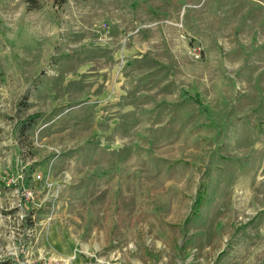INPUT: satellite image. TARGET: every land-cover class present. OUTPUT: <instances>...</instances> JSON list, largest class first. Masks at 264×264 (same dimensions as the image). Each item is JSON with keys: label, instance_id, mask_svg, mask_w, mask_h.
<instances>
[{"label": "rangeland", "instance_id": "374dc122", "mask_svg": "<svg viewBox=\"0 0 264 264\" xmlns=\"http://www.w3.org/2000/svg\"><path fill=\"white\" fill-rule=\"evenodd\" d=\"M1 261L264 264V0H0Z\"/></svg>", "mask_w": 264, "mask_h": 264}, {"label": "trees", "instance_id": "16d2710c", "mask_svg": "<svg viewBox=\"0 0 264 264\" xmlns=\"http://www.w3.org/2000/svg\"><path fill=\"white\" fill-rule=\"evenodd\" d=\"M33 1V0H31ZM0 264H16V263H11L10 261H1Z\"/></svg>", "mask_w": 264, "mask_h": 264}, {"label": "built area", "instance_id": "2783aa9c", "mask_svg": "<svg viewBox=\"0 0 264 264\" xmlns=\"http://www.w3.org/2000/svg\"><path fill=\"white\" fill-rule=\"evenodd\" d=\"M40 178V175L39 176H37V179H39Z\"/></svg>", "mask_w": 264, "mask_h": 264}]
</instances>
